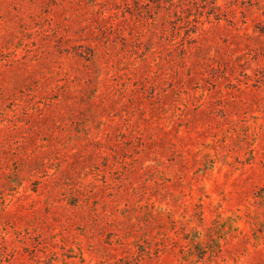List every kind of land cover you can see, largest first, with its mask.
I'll return each mask as SVG.
<instances>
[{
	"label": "rangeland",
	"instance_id": "1",
	"mask_svg": "<svg viewBox=\"0 0 264 264\" xmlns=\"http://www.w3.org/2000/svg\"><path fill=\"white\" fill-rule=\"evenodd\" d=\"M0 264H264V0H0Z\"/></svg>",
	"mask_w": 264,
	"mask_h": 264
}]
</instances>
